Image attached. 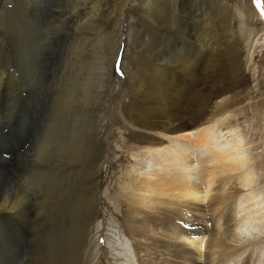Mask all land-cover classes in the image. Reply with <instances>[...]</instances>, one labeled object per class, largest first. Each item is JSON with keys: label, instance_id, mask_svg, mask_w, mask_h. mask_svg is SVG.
<instances>
[{"label": "bare ground", "instance_id": "bare-ground-1", "mask_svg": "<svg viewBox=\"0 0 264 264\" xmlns=\"http://www.w3.org/2000/svg\"><path fill=\"white\" fill-rule=\"evenodd\" d=\"M154 1L67 0L62 6V0L12 4L0 0V264H95L102 256L95 244L104 224L97 201L105 197L100 188L108 168L102 165L111 150L113 120L122 130L123 143L135 150L132 155L150 156L155 162L149 176L122 177L112 198L122 214L135 264L232 263L241 260L244 248L250 246L243 245L252 242H257L251 245L259 251L256 264H264V245L259 244L264 242L259 238L263 233L255 216L246 212L238 217L243 188L254 179L238 176L246 166L245 160L232 161L238 159L240 142L219 143L222 131L215 127L216 112L231 91V82L215 73L206 75L219 69L221 49L235 64V46L228 40L233 32L231 16L218 17L221 23L215 26V17L204 8L173 9L171 3L178 0ZM262 6L257 0L263 16ZM135 13L142 26L137 27L148 34L135 42L132 51L124 50L130 69L120 79L112 66L121 34L114 36L113 29L121 24L123 28L127 18L129 32ZM98 20L105 30L97 28ZM193 23L204 25L197 36L192 35ZM177 27L185 34L181 39L187 47L168 35ZM216 27L222 28L220 33ZM64 30L66 36L54 46L53 39ZM48 32L53 34L50 40ZM126 37L129 47L131 33ZM263 37L264 33L253 39L254 48ZM49 92L55 94L44 109ZM124 97L127 106L122 104ZM228 129L231 136L235 134L234 128ZM8 131L13 141L6 136ZM30 134L32 144L24 150ZM204 151L213 167L205 168L202 184L196 185L192 155L198 160ZM10 165L30 168L44 189L41 185L42 190H32L10 172ZM228 173L236 175H223ZM234 199L236 220L230 212ZM38 219L46 223L47 231L30 240L31 246L11 235L12 224L32 231ZM112 233L110 227L105 246L123 248L125 242L113 239ZM31 247V259L25 263Z\"/></svg>", "mask_w": 264, "mask_h": 264}, {"label": "rangeland", "instance_id": "rangeland-1", "mask_svg": "<svg viewBox=\"0 0 264 264\" xmlns=\"http://www.w3.org/2000/svg\"><path fill=\"white\" fill-rule=\"evenodd\" d=\"M8 1H10L12 4V1L16 2V1H23V0H8ZM151 1L155 3L154 0H151ZM66 2L67 0H62V6H64V3L66 5ZM261 2L263 5L262 6V9H263L264 0H261ZM8 3H5V6ZM11 4H9V7L7 5L9 9H12L13 7V5ZM138 4H139V1H136L135 9H137ZM183 7H186L187 9H189L190 7H194V9L204 8V11L207 12V14L209 13V16L213 14V16H210L211 18L215 17L213 18L216 21V24H214L215 26H217V23L219 24L221 23L222 16L225 15L226 13L231 16L233 32L230 38H228V40L231 41L235 46V54H234L235 64H231L227 60V54H225L226 52L221 49L220 50L221 52H219V55L221 58V65L219 66V69L218 68L213 69V72L210 74L207 71L206 75H212L213 73H215L216 76H219L218 78L225 80V82H231V86H232L231 91L227 94L228 95L227 98L224 100L222 106L216 112V119L218 120V124L215 127L218 128V130L222 131V133L219 136L220 138H218L219 139L218 142L219 143H221V141L222 142L229 141L232 143L237 142V141L240 142L239 147L237 148L235 152L236 154L235 158H238V159H233L232 161L237 162L239 160H245L246 166H243V169L239 171L237 174L238 176H243L245 178L251 175L254 180L252 183L245 186L246 188H243L244 189L243 194L245 192V194L242 195V197L244 196L243 197L244 201L242 200V204H240V207H239L240 210L238 209L240 211L239 212L240 214L238 215V217H241L242 214L243 216H245L248 212H252L253 216H255L254 218L256 219V222L258 223L263 233L261 237L259 238L260 240L264 241V200H263L264 198V40L261 42V44L256 45L259 48L258 47L254 48V45H252L253 39L260 38L264 33L263 31L264 30V15L262 16L261 13H259V10L257 7V0H178L176 3H171V8L173 9L183 8ZM220 10L224 12V14ZM126 11L128 12L129 9H127ZM149 13H153V10L149 11ZM128 14H126V17H128ZM216 14H221V16L217 15L216 17ZM102 15L103 14L100 9L98 13V17H102ZM148 16H150V18L154 16L155 18L154 14L153 15L151 14ZM120 17L123 20V14ZM218 17L221 19L219 20ZM189 18L191 19L192 17H189ZM126 19L127 18H125L124 22L122 21V23L124 24L123 28L121 24V28H118V30H117V27L113 24L114 25L113 35L117 36V33L119 32L121 34L120 40L122 41V42L120 41V45H119L120 48L116 56L117 58H115L113 66H112L113 71H115L116 73L114 75L118 76V78L121 77L120 79H123L125 77L124 70L129 71L130 69L129 59L126 56L125 57L123 56L124 52L128 50L129 48L132 51L135 48V42L140 40L142 36L144 37L148 34V31H146V29L143 28L144 30L143 29L141 30V28L139 29L137 27V25L140 27L142 26L140 23V19L136 17V13H135V15H133L130 19V21H132V25L129 31L131 33V37H130V46L128 45L129 47H127L126 43L128 42L129 38H127L126 35H128L129 32H127L128 23ZM147 21L148 20L144 21V23ZM97 23H98L97 28L99 30L102 31L103 27L105 30V26L101 25L102 24L101 20H98ZM142 25H143V22H142ZM143 26L145 27L146 24ZM203 26L204 25L200 26L197 23H193V26H190L194 28V34L192 35L197 36L198 34H200L203 29ZM178 27L180 28V26ZM178 27L172 28L171 31L168 32V35L172 37L176 43L182 44L187 47L188 44L182 41L181 39V37L184 36L185 34ZM218 27H216V29H218L217 31H219L220 33V30L222 28L219 29ZM154 30L155 28L151 27V31H154ZM64 31H61L59 34H57V37L55 40L53 39L54 46L57 47L59 43L58 41H60L61 39L63 40V37L66 36L67 32L65 31L66 32L65 33ZM250 31H252L253 33L252 37L250 36V33H251ZM52 35H53L52 33L48 32L46 33L45 36L49 38L50 40L52 38ZM104 36H107V30L104 33ZM4 61L6 62L5 59ZM123 63H124V69H123ZM126 63L128 64V66H125ZM118 69L119 71L116 72ZM207 69H210V66H208ZM12 71H13V66L8 68L9 74H11ZM236 71H237V74L234 75V72ZM181 85H183V83ZM51 93L52 92L45 94L47 99L45 98L43 101L45 102L44 109L47 108L48 104H51V100H49V96H51ZM53 93L55 94V92ZM53 93H52V96H53ZM123 99L124 100L122 104L124 106H127L128 105L127 98L124 97ZM128 112L129 111H126V112L124 111V113H128ZM188 120L189 118H186V121ZM113 122L114 124L110 131V139H111L110 141L112 143L111 150L109 151L108 157H106V161L102 165L103 167L102 169H105V167L108 168L106 176L103 178L105 179L104 184H102V187L100 188V191L104 192L103 196L105 195V197L102 198L100 196L101 198H99L97 201V203H99L98 210L102 214L101 219L103 220L104 224L99 228V230H102L100 234L98 232L97 236L95 237V244L98 245L97 247L99 248L98 250L99 254L102 252L101 253L102 256L98 258L99 262L97 260L95 264H122V263L123 264H135L136 261L133 260V251H132L131 244H130L131 242L128 238V235L125 232V229L123 228L124 221H123V218H121L122 214L120 213L119 210L117 212L116 209L118 206H116L112 198L117 195V192L119 189L118 185L120 181L123 180V178L126 179L127 175H132L133 176L132 178L142 179L146 175L148 174L150 175L153 173V170L155 168L154 166L155 162L153 158L150 156H147V157L145 156L146 158L144 156H141L138 158L134 157L132 154L135 152V150H132L128 146V144L123 143V139H121L122 130L118 128L119 124H117V121L115 122V120H113ZM228 127L234 128L236 130L235 131L236 135L232 134L231 136V133H228L229 131ZM8 135H9L8 139L13 141L14 136L12 135V133L8 131L6 136ZM28 143L29 144L27 143L24 144V147H25V148L23 147L24 150L27 148V146L32 144V134L29 135ZM11 146L12 145L10 144L9 147L11 148ZM207 153H208L207 151H204V155L202 156L201 159H199L198 157V160L194 156L196 154L192 155V157H194V162H195L194 163V174H193L194 178L192 179V181L196 185L202 184L203 172L205 171V168L213 167V163L206 162L209 160V156ZM5 155L6 154H4V156ZM8 167H9L10 172L11 173L13 172L12 174L14 176L19 177L25 183H28V185H30L29 187L32 190L44 189L45 187L44 184H41L43 186H42V189H40L41 185L40 183L38 184L39 182L38 177H37L38 174L36 175V177H32V174H31L32 170L30 168L23 167V166H21L22 167L21 168L20 166L18 167V165H15L14 167L10 165ZM141 168L143 170H141ZM223 175L224 176L231 175L230 177H232V176H235L236 174L232 175L228 173V175L227 174H223ZM25 176L27 177L26 179H25ZM241 181L239 180L238 182H241ZM33 182H35L36 184ZM32 184H35L37 186H32ZM241 184L244 185V182ZM253 193H256L257 198L249 197ZM35 195L39 196V193L38 194L35 193ZM39 200L41 201V199ZM39 200L37 201L39 202ZM105 200H107L108 203H111L110 205L112 208L107 206L108 203ZM261 202H262V205H260L261 207H259L258 204ZM234 203H235V199L230 204V206H232L231 207L232 209L230 212L234 216L233 219L236 220V218L238 217H235L236 213H234L235 210H233ZM39 204L35 206L36 211L40 210L41 205ZM121 209L123 208L121 207ZM242 209L244 210L243 212L241 211ZM116 213L119 214L120 217H117ZM43 222L38 219L35 223L34 228H32V231L31 229L29 231L24 226H17L15 224H12L11 227L14 230H13V233H11V235L14 237V239H22L24 243H27L29 244V246H31L32 244L30 240L36 239L40 235L42 236L43 232L44 234L46 233L47 226H45L46 223L45 222L43 223ZM208 224H210L209 225L210 227L211 222L208 221ZM110 227L112 228L113 233L115 231L114 234L112 233L113 239H115L114 238L115 236L117 239L122 240L121 243L124 244L125 242V245L123 246L124 249L122 248V245L120 244L119 245L116 244L118 246V249H116L117 247L116 246L115 248H112L109 250V248L105 246L106 245L105 235H107V230L110 229ZM212 227H213V224H212ZM37 233H38V236H37ZM29 235L31 237H29ZM252 243L257 244V242L256 243L252 242ZM252 243L250 244L245 243L243 245L244 247L248 245L250 246L246 247L249 252L245 250L246 248H244L245 253L242 255L241 260L236 259L234 262L232 263L228 262L226 264H256L257 259L254 257H255V253H257L258 251V248L253 247V245H251ZM99 244L101 245V247H103V249L100 250ZM259 244L264 245V242L259 243ZM119 249L122 251H120ZM116 251H117V254L115 253ZM31 252H32V247L26 252L25 254L26 256L24 255L25 257L23 258L24 259L23 262L29 263L31 259ZM117 255L121 257L120 260L115 258V256ZM125 255L126 257H124ZM252 256L253 258L251 259Z\"/></svg>", "mask_w": 264, "mask_h": 264}]
</instances>
